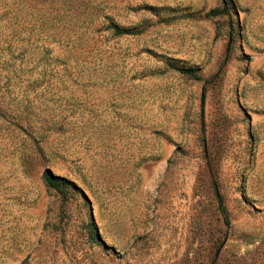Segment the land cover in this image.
<instances>
[{
    "label": "rangeland",
    "instance_id": "obj_1",
    "mask_svg": "<svg viewBox=\"0 0 264 264\" xmlns=\"http://www.w3.org/2000/svg\"><path fill=\"white\" fill-rule=\"evenodd\" d=\"M222 5L0 0V264H264V0Z\"/></svg>",
    "mask_w": 264,
    "mask_h": 264
},
{
    "label": "trees",
    "instance_id": "obj_2",
    "mask_svg": "<svg viewBox=\"0 0 264 264\" xmlns=\"http://www.w3.org/2000/svg\"><path fill=\"white\" fill-rule=\"evenodd\" d=\"M222 4L223 5L220 9H215V10L209 11L206 14V17H218L220 15L228 14L229 8H230L229 7V0H222ZM111 28L113 29L115 35L121 36L124 34H129L128 32L118 28L115 24H111ZM175 70H177L181 74L187 75L193 79L200 80V77L198 75H196L195 70L192 68L175 67ZM42 182L48 189L54 190L55 192H57L62 197L68 193L67 192L68 186L75 187V185L71 181H69L68 179H66L64 177L54 175L49 169H46L43 172ZM216 193H217V191H216ZM217 196H218V193H217ZM220 208H221V212L223 214V217H224V220L226 223V222H228L227 213H226L221 201H220ZM95 238L99 239L97 234H95Z\"/></svg>",
    "mask_w": 264,
    "mask_h": 264
}]
</instances>
